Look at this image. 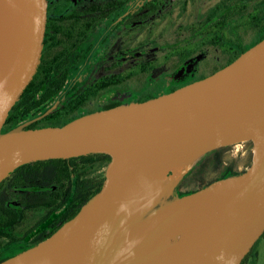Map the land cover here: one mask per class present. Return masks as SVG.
Returning a JSON list of instances; mask_svg holds the SVG:
<instances>
[{
  "label": "water",
  "instance_id": "1",
  "mask_svg": "<svg viewBox=\"0 0 264 264\" xmlns=\"http://www.w3.org/2000/svg\"><path fill=\"white\" fill-rule=\"evenodd\" d=\"M46 10L47 0H0V183L36 161L97 153L111 161L102 188L73 218L0 264L16 257L17 264H240L264 231V38L171 92L63 126L20 124L2 132L39 65ZM243 139L259 141V148L242 174L180 196L175 186L200 158L168 191L129 193L191 152ZM206 197L215 199L214 208L187 226L193 200Z\"/></svg>",
  "mask_w": 264,
  "mask_h": 264
},
{
  "label": "trees",
  "instance_id": "2",
  "mask_svg": "<svg viewBox=\"0 0 264 264\" xmlns=\"http://www.w3.org/2000/svg\"><path fill=\"white\" fill-rule=\"evenodd\" d=\"M151 12L155 9H137L132 14V24L140 26ZM168 36L170 39L163 37L161 61L142 58L138 62L139 69L131 72L135 102L209 76L262 40L264 0H226L224 5L212 7L195 25H187L185 32L177 30ZM210 52L212 59L208 60ZM194 61L198 67L191 78L169 82L186 64ZM49 75L41 66L37 67L14 101L2 132L20 124L26 129L63 126L84 114L124 102L88 105L87 100L97 96L110 83L101 79L96 88L84 93L74 87L67 88L65 80H51ZM60 96L64 99L58 106L61 101L56 99ZM110 161L111 157L102 153L36 161L18 167L4 179L0 183V262L49 237L73 218L102 188L106 174L101 170ZM231 172L229 169L223 178ZM40 228L51 230L33 244L28 243L26 238Z\"/></svg>",
  "mask_w": 264,
  "mask_h": 264
},
{
  "label": "flooded vegetation",
  "instance_id": "3",
  "mask_svg": "<svg viewBox=\"0 0 264 264\" xmlns=\"http://www.w3.org/2000/svg\"><path fill=\"white\" fill-rule=\"evenodd\" d=\"M225 2L226 0H218L212 4L210 0H47L43 47L38 66L50 74V79L65 80L67 88L74 87L84 93L96 88L101 79L104 83H110L86 102L91 106L105 105L100 101L107 94H132L131 25L132 14L137 9H155L143 21L152 23L159 15L162 16L164 7L169 4L172 7L177 5L184 13L188 8L192 10L198 5L204 9L199 20L212 7L224 5ZM197 21L179 22L177 30L185 32V24L193 26ZM60 99L63 100V96L56 100ZM114 102L116 101L106 104ZM190 191L192 190L181 191L179 195ZM50 230L40 228L32 232L26 238L27 242L33 244L49 234ZM240 264H264V231Z\"/></svg>",
  "mask_w": 264,
  "mask_h": 264
},
{
  "label": "rangeland",
  "instance_id": "4",
  "mask_svg": "<svg viewBox=\"0 0 264 264\" xmlns=\"http://www.w3.org/2000/svg\"><path fill=\"white\" fill-rule=\"evenodd\" d=\"M218 0H210V3ZM136 9V7L134 8ZM204 9L198 5L194 9L188 8L184 13L177 5L174 7L167 5L162 11V16L159 15L155 22H146L137 25H131V71H137L139 68L138 62L142 58H148L154 62L161 61L163 58V37L170 39V35L177 31L178 23L192 22L198 20ZM185 24L184 27H186ZM144 45H143V44ZM212 53H207V59H212ZM191 62L185 65L183 71L178 75L169 79V82H182L192 77V74L197 69L198 64ZM134 84L132 88L134 89ZM132 89V92H133ZM124 101L123 103H134L133 95H127L125 92H120L118 95L107 94L101 99V104H106L112 101ZM58 101V100H57ZM58 106L63 100H59ZM57 105V104H56ZM257 140L251 139L248 141H240L231 145H222L208 151L197 162V164L182 178L181 182L175 186V192L195 190L203 187L211 182L223 178L229 169L232 170L228 176L242 174L252 164L254 156V147ZM193 162V160H192ZM107 167L101 170V173L106 174ZM226 176V177H228ZM225 178V177H224Z\"/></svg>",
  "mask_w": 264,
  "mask_h": 264
},
{
  "label": "bare ground",
  "instance_id": "5",
  "mask_svg": "<svg viewBox=\"0 0 264 264\" xmlns=\"http://www.w3.org/2000/svg\"><path fill=\"white\" fill-rule=\"evenodd\" d=\"M250 139H243L240 141H248ZM237 141V142H240ZM236 142H231L228 145L234 144ZM259 148V141H257L256 146L254 147V154ZM205 151L202 152H191L187 154L183 159L176 162H171L168 165H165L160 170H157L148 177L145 181L135 185L129 190L131 195L136 196H150L161 190L168 191L177 178L185 173L193 164H195L200 158L203 157ZM193 160V162H192ZM224 182H218L214 187H218ZM215 199L213 198H196L193 200L188 217L185 224L190 227H194V218L199 215L210 213L214 208ZM19 257L12 259L8 264H17Z\"/></svg>",
  "mask_w": 264,
  "mask_h": 264
}]
</instances>
